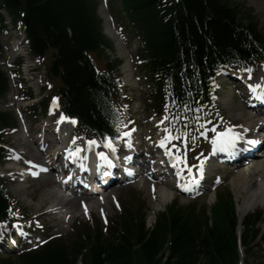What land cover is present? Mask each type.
I'll use <instances>...</instances> for the list:
<instances>
[{
    "label": "trees",
    "instance_id": "16d2710c",
    "mask_svg": "<svg viewBox=\"0 0 264 264\" xmlns=\"http://www.w3.org/2000/svg\"><path fill=\"white\" fill-rule=\"evenodd\" d=\"M120 1L132 33L141 41L139 56L156 87L157 114L166 103L173 109L209 102L218 67L264 60L257 20L230 0ZM0 7L14 22L23 20L32 54L52 51L48 74L61 80L59 94L66 111L100 134H115V100L122 97L114 74L117 63L108 60L106 71L100 72L89 56L110 46L96 1L0 0ZM7 90V76L0 69V98ZM12 121L0 112V142L2 130L12 127ZM3 156L0 147V162ZM9 204L0 181V221ZM210 211L211 216L207 207H181L175 201L158 216L152 231L146 229L144 213L126 212L106 232L95 222L94 228L84 226L73 238L54 239L14 259L0 258V264H78L80 257L82 264H240V246L249 253L254 244H264L262 211L244 218L241 237L232 193L218 196Z\"/></svg>",
    "mask_w": 264,
    "mask_h": 264
},
{
    "label": "rangeland",
    "instance_id": "374dc122",
    "mask_svg": "<svg viewBox=\"0 0 264 264\" xmlns=\"http://www.w3.org/2000/svg\"><path fill=\"white\" fill-rule=\"evenodd\" d=\"M99 2V15L102 18L103 26H104V34L106 38L111 42L113 47H109L106 51V53L101 54L100 57H95L94 59L99 65V68H104L107 64V59L112 58L115 61H117L118 67H119V77L122 80V83L125 81H129L130 84H133V80L136 81V86L133 89L130 87V90L132 93L135 94L133 97L132 107H128V105L124 104V109H129L135 119H137V123H135L137 127V139L143 140V138H152V145L156 140L159 139H165L166 136L161 138V132L162 129L165 128L164 126V118H158L156 125L153 121H151V117H154L151 112V106L150 103L152 101V96L150 94H147V92H144L142 82H140L139 78L143 75V72L141 71V68L138 67V61L136 60L135 56L137 54V49L139 47V43L136 39H128V41H124L125 43L123 45H120L116 42V38H114L111 35V28H113L122 38H125L127 35L126 33H130L132 30V26L129 23L128 17H124V9L122 4L119 0H109V8L107 7V4L103 0H96ZM119 1V2H118ZM231 4L233 6H240L243 8V13L251 12L252 15L255 17L259 24V28L261 32L263 33L264 37V2L258 5L256 3V0H230ZM122 10V12H121ZM2 14L4 16V19L6 21V24L9 23V17L8 15L2 11ZM114 18V19H113ZM9 31H11L12 36L9 38L7 34L0 33V40L2 41L5 49L6 54L3 58V62L9 61V52L8 48L11 42H19L20 40H15V36L13 33V28L9 24ZM123 33H121V32ZM127 38V37H126ZM12 40V41H11ZM50 55H52V52H50ZM30 59H23L22 62H24V65L27 64L28 68L29 65L34 64V57H32L30 54ZM51 58L47 57V60L44 59H35L36 62H39L41 64L40 66V73H42L43 70H46L47 66L49 65V61ZM111 59V60H112ZM22 60V59H21ZM2 62V63H3ZM43 64L45 68L43 67ZM5 65L2 69L5 71V73H9L11 78H15L14 75L11 73L12 70H9L8 67ZM260 70V69H259ZM7 71V72H6ZM55 82V85L58 86L61 84V80L58 78H55L53 80ZM146 82V81H145ZM10 97L12 95L20 94V90L23 91L25 86H32L34 89L36 86H34L33 81H29L27 85L23 84L21 81L18 82H10ZM239 86V83H238ZM148 89V88H147ZM55 90V89H54ZM53 90V92H54ZM244 92L242 89L237 88V85H233L232 83L222 82L220 92V103H222V112L224 113V117L233 121L234 123H237L239 125H243L244 129L246 128L245 120L241 118L240 114L248 112L250 115H253V112L246 109L245 104L242 100V97L239 92ZM34 93H38V89L34 91ZM48 93V92H47ZM36 100L40 99V96H36ZM10 105L8 104V99L4 101H0V110L7 111L8 107ZM8 113L12 114L15 118L17 125L16 129L11 133H22L20 130L21 127L19 125L18 120L16 119V114L13 110L7 111ZM129 113V112H128ZM131 119V117H130ZM132 120V119H131ZM139 121V123H138ZM36 123V122H35ZM157 123L159 124V127L156 128ZM127 124V123H126ZM130 125V122H128ZM160 125L162 126L160 128ZM32 129H37L32 128ZM241 129V127H240ZM242 130V129H241ZM79 134H86L85 131L79 130ZM22 134H15L13 137H7L6 145L12 146L15 148V150H20L16 144H18L21 147H24L23 150H25L27 155H29V158L34 157L29 152L31 149H34L35 154H37V146L32 143L31 138L25 137L23 138ZM191 138H195V135H190ZM24 139V140H23ZM29 139L30 141H27ZM144 141V140H143ZM16 146H15V145ZM146 145V144H145ZM209 150V149H208ZM27 157V159H29ZM21 163L22 166L25 165L24 161H15L16 164ZM14 164H8L7 166L0 167V175L5 176L7 180H9L10 185L8 184L9 194L14 197L16 200H18L19 205L24 208L26 211H29V213L33 216H36V213H42L43 211L47 210L48 207H51L57 203H59V198L57 196V193L59 192V186L53 181L51 176H46L41 180L38 181H30L28 183H25L23 185H13L14 183H11V180H18V176L15 174H12V169H14ZM18 165L15 166L17 168ZM19 168V167H18ZM237 171L231 167V170H218L216 174L211 178L210 185L212 186V189L210 192H208L206 195H204L202 198L195 200L196 206L198 210H201L203 207H211L216 202V197L219 196L222 193H225L226 190L230 191L234 194L235 197V203L237 208V215L239 218L238 210L241 205H243V202L245 201L247 195L243 192L242 195H239L232 187V180L235 177ZM162 178L169 182V179L166 177H159V179L162 180ZM159 182H162L159 180ZM163 185V183H160L156 185V188ZM171 190V195L166 203L167 207L171 203L172 200H178L179 204L183 207H186L187 205H190V203H193L192 200L189 198L179 196L177 193H175V190ZM254 192L260 193L261 189L255 190ZM115 195L112 199H109V204L105 205L104 212L107 215V218H116L118 217L123 211L125 210H131V211H137L141 208V206L146 205V211H151L150 205H151V199L153 194L149 193L148 189L145 188L144 184H133L130 186H127L125 188H122L120 190H117L113 192ZM253 194L248 198V200H254L255 195ZM112 194V193H111ZM113 195V194H112ZM114 198H118L119 201L122 204V208L115 207L113 204ZM264 201V199H263ZM259 201L256 207L249 209L243 216V219L248 213L254 212L258 208H261V206H264V202ZM165 206H162L161 210L164 209ZM80 209L79 204L77 203L76 210L73 214H71V217H67L66 221L64 222L63 219L56 220V216L51 213L50 216H45L46 218V225L48 226V230L43 233L44 235H62L65 236V238L74 237L80 229L84 228L85 225H88L95 220L98 219V221H101L104 223L103 218L101 217V213L97 211V209H92L90 211L83 212L81 214L78 210ZM73 217V218H72ZM240 219V218H239ZM243 219L241 221H243ZM89 226V225H88ZM93 224L90 225L92 227ZM264 229V224H263ZM237 230L239 233H242L244 231L243 223L240 224L237 227ZM44 235L42 237H44ZM261 243V242H260ZM241 253V261L240 264H264V245L256 247L254 244V248L250 249V252L247 253L244 248L241 247L240 249Z\"/></svg>",
    "mask_w": 264,
    "mask_h": 264
},
{
    "label": "bare ground",
    "instance_id": "6f19581e",
    "mask_svg": "<svg viewBox=\"0 0 264 264\" xmlns=\"http://www.w3.org/2000/svg\"><path fill=\"white\" fill-rule=\"evenodd\" d=\"M263 2H264V0H256V3L258 5H260ZM243 10L244 9L242 8V12H243ZM248 13L249 12L243 13V14H248ZM111 35L114 38L116 36L115 33H113L112 31H111ZM116 41L118 44L121 45V41L119 39H116ZM18 43L19 42H17V44H15V47H17L16 49L18 51H20L21 49H19ZM249 90H250V95H252V96L253 95H258L260 97L264 96V67L262 68V70L258 74L253 86L250 87ZM261 101H263V100H261ZM240 116L242 119L245 120L246 129H248L249 132L254 133L255 129L262 127L261 123L259 122L258 115H256V114L250 115L248 112H245V113H241ZM227 129H231V131L233 133H236L234 127H228ZM227 145L228 144H225L224 146H227ZM217 146L220 147V144H217ZM44 151H45V149L42 150V154L38 155L39 159L42 158ZM29 153L32 156H34L35 155L34 149H31ZM46 158H47L46 162L51 164L50 163L52 161L51 156L46 157ZM236 171H237L236 172L237 174L235 175V177L232 180V187L239 195H242L243 192L246 193V195H247L245 201L243 202V205H241V207H239V210H238L239 218H240V220H242V217L244 216V214L249 209L256 207L258 202L263 201V199H264V157H259V156L255 157L249 166L240 167V168L237 167ZM259 189H261L260 193L254 192L255 190H259ZM252 193L257 194V195H255L256 196L255 199L254 200H248V198L252 195ZM80 199L81 200L78 202V204H80V205L84 202L85 203L87 202V199H85L83 197ZM94 204H97V202L95 201ZM160 204H162V202H160ZM68 205H69V207H71L72 209L77 211L76 210L77 200H71L67 204V206ZM98 210L100 211V209H98ZM78 211L82 212L81 210H78Z\"/></svg>",
    "mask_w": 264,
    "mask_h": 264
},
{
    "label": "snow or ice",
    "instance_id": "6c2138e0",
    "mask_svg": "<svg viewBox=\"0 0 264 264\" xmlns=\"http://www.w3.org/2000/svg\"><path fill=\"white\" fill-rule=\"evenodd\" d=\"M247 71L251 72V69H247ZM259 98H260V99H264V96H261V97H259ZM64 119H69L70 122L75 123V121H74V120H71V118H66V117H63V116H62V117H61V120H64ZM165 131H167V129H166ZM124 135L127 136V135H129V133H124ZM175 138H176V139H179V137H175ZM165 139H168V138L166 137ZM240 139H243V138L240 137L238 134L233 133V132L231 131V129H226L225 132H223V133H218V135H217V139H214V140H213V144H214V145L220 144V146H221V147H220V150L223 151V150H224L223 145H225V144H230L233 148H235V143H236V141H237V140H240ZM89 143H90V144H95V141H90ZM245 143L251 145V144H255V143H257V141H254V140H247V141H245ZM106 146L112 148V150L115 151V148H114V146H113L111 143L107 144ZM129 146H131V145H129ZM160 146H161V147H165V140H161V142H160ZM166 151H167V150H166ZM176 159H177V160H180L181 162H183V158H182V157H179V156H178V157H176ZM200 172H201V173L203 172V168H202V166H201V168H200ZM189 173L191 174V169H189ZM33 174L35 175V173H33ZM129 174H131V173H129ZM177 174L179 175V173H177ZM190 178H191V182H192L193 184L197 183L196 178H195L194 176H191ZM184 190H185V191H190L191 189L188 187L187 184H185V185H184ZM85 211H87V208H85ZM13 215H15V213H13ZM21 234H23V233H21Z\"/></svg>",
    "mask_w": 264,
    "mask_h": 264
}]
</instances>
